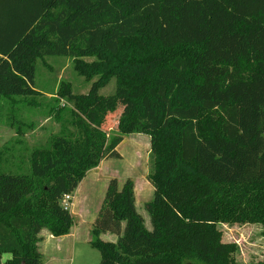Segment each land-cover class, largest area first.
Segmentation results:
<instances>
[{
	"label": "trees",
	"instance_id": "obj_1",
	"mask_svg": "<svg viewBox=\"0 0 264 264\" xmlns=\"http://www.w3.org/2000/svg\"><path fill=\"white\" fill-rule=\"evenodd\" d=\"M45 56L100 77L58 91L76 134L35 150L28 173L0 172V264H42L40 232L75 222L63 196L133 133L150 137L151 227L133 180L110 178L91 231L99 264H236L219 225L264 228V0H0V96L34 94Z\"/></svg>",
	"mask_w": 264,
	"mask_h": 264
},
{
	"label": "rangeland",
	"instance_id": "obj_2",
	"mask_svg": "<svg viewBox=\"0 0 264 264\" xmlns=\"http://www.w3.org/2000/svg\"><path fill=\"white\" fill-rule=\"evenodd\" d=\"M132 47L135 49L136 44ZM95 57H85L91 62ZM99 75L89 79L75 70L74 59L65 56H45L36 61L35 93L32 95L0 96V172L28 173L31 155L35 150L48 149L56 136L74 135L71 103L59 96L58 91L68 85L74 94H87ZM115 79L111 78L101 89L105 101L115 92ZM114 131H109L113 135ZM120 159L103 160L98 176L108 182L116 177L120 184L127 178L134 182L136 206L145 224L150 228L145 203L153 196V186L147 179L151 170L150 137L142 133L124 135L118 146ZM103 182L100 180L99 184ZM89 194V193H88ZM223 240L237 245L236 264H264V228L260 223L220 224ZM101 238L116 241L117 235L103 232ZM90 255L83 252L66 254V264H99L100 253L91 248ZM10 257L4 254L3 260Z\"/></svg>",
	"mask_w": 264,
	"mask_h": 264
},
{
	"label": "crops",
	"instance_id": "obj_3",
	"mask_svg": "<svg viewBox=\"0 0 264 264\" xmlns=\"http://www.w3.org/2000/svg\"><path fill=\"white\" fill-rule=\"evenodd\" d=\"M102 168H104L103 161L96 168L88 171L72 194L68 209L75 222L70 232L62 236H54L46 229L40 232L38 245L44 258L42 264H66V254L75 252L78 254L83 252L84 256L90 255L88 246L93 248L90 245L92 225L101 208L108 185L105 178H101L103 182L99 184L101 179L98 172Z\"/></svg>",
	"mask_w": 264,
	"mask_h": 264
},
{
	"label": "built area",
	"instance_id": "obj_4",
	"mask_svg": "<svg viewBox=\"0 0 264 264\" xmlns=\"http://www.w3.org/2000/svg\"><path fill=\"white\" fill-rule=\"evenodd\" d=\"M71 201H72V194H65L62 198V205L66 208H69L70 207V204H71Z\"/></svg>",
	"mask_w": 264,
	"mask_h": 264
}]
</instances>
